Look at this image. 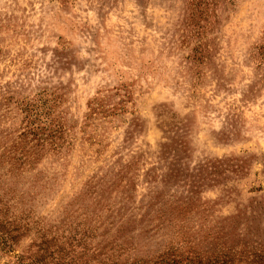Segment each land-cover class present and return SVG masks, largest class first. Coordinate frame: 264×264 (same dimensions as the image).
<instances>
[{"label":"rangeland","instance_id":"1","mask_svg":"<svg viewBox=\"0 0 264 264\" xmlns=\"http://www.w3.org/2000/svg\"><path fill=\"white\" fill-rule=\"evenodd\" d=\"M0 264H264V0H0Z\"/></svg>","mask_w":264,"mask_h":264},{"label":"trees","instance_id":"2","mask_svg":"<svg viewBox=\"0 0 264 264\" xmlns=\"http://www.w3.org/2000/svg\"><path fill=\"white\" fill-rule=\"evenodd\" d=\"M194 186H195V184H194Z\"/></svg>","mask_w":264,"mask_h":264}]
</instances>
